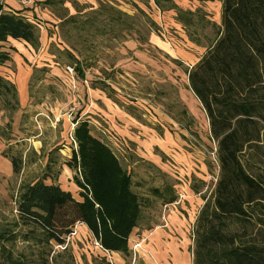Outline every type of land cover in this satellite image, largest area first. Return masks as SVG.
Wrapping results in <instances>:
<instances>
[{
    "label": "rangeland",
    "instance_id": "obj_1",
    "mask_svg": "<svg viewBox=\"0 0 264 264\" xmlns=\"http://www.w3.org/2000/svg\"><path fill=\"white\" fill-rule=\"evenodd\" d=\"M47 1H20L29 7L24 16L41 26L39 48L13 40L3 46L11 61L0 72L16 85L19 106L5 108L0 101V227L24 235L30 231L18 223L17 200L23 185L39 180L57 183L82 202L76 172L69 167L78 151L73 123L78 116L131 175L143 221L126 254L103 250L90 229L78 223L62 245L27 243L22 236L3 242L0 263L148 264L152 255L139 243L167 213L152 191L172 179L145 158L162 159L163 144L172 152L167 155L186 158L179 163L163 158L169 169L189 168L193 158L199 159L201 165L195 162L190 171L204 176V192L212 199L220 173L219 141L240 116L253 112L264 83L238 92L205 57V49L195 50L184 39L175 13L160 11L152 0ZM173 1L185 10L200 2ZM122 20L132 28L117 23ZM71 56L84 77L73 79L65 72L67 65L75 67Z\"/></svg>",
    "mask_w": 264,
    "mask_h": 264
},
{
    "label": "trees",
    "instance_id": "obj_2",
    "mask_svg": "<svg viewBox=\"0 0 264 264\" xmlns=\"http://www.w3.org/2000/svg\"><path fill=\"white\" fill-rule=\"evenodd\" d=\"M152 1L160 11L175 13V22L189 42L205 48V57L238 92L264 83V0H219L221 25L203 9L185 10L173 0ZM117 23L132 28L125 20ZM11 40L38 49L40 31L22 12L3 11L0 6V68L11 61L10 52L3 49ZM71 58L76 73L84 77L80 63ZM17 94L16 85L0 72V101L5 108L19 106ZM73 123L78 151L73 152L69 167L76 172L82 202L57 183L39 180L23 185L17 200L18 223L30 231L24 235L0 227V244L22 236L27 243L62 245L64 237L83 223L103 250L128 253L129 239L143 221L132 177L110 147L92 135L88 121L78 116ZM218 160L213 197L203 198L205 204L194 226L193 264H264V95L253 112L246 111L221 138ZM152 194L165 205L178 198L172 184L153 189ZM35 263L19 259L0 264Z\"/></svg>",
    "mask_w": 264,
    "mask_h": 264
},
{
    "label": "crops",
    "instance_id": "obj_3",
    "mask_svg": "<svg viewBox=\"0 0 264 264\" xmlns=\"http://www.w3.org/2000/svg\"><path fill=\"white\" fill-rule=\"evenodd\" d=\"M20 1L22 0H0V6H2L3 11L8 12H22L24 9L29 8L28 6H22ZM44 1L46 0H34L37 5L39 2ZM213 1L203 2V4L198 2V5L196 4L194 8H190L189 10L195 11L199 8L203 9L209 14V19L212 22L221 25L219 22L220 19L222 22V2L217 0L213 3ZM25 13L23 11L22 15L24 16ZM174 24L176 23L174 22ZM176 26L177 29L182 30L181 26L178 24ZM182 33L184 34L183 31ZM184 39L189 42L185 36ZM191 45L195 50H200L201 52L205 49L193 43ZM160 149L162 150L163 158H166L168 162L176 161L179 163L186 159L182 155H167L172 152L165 149L163 144L160 145ZM163 158L161 159L160 155H147L145 159L151 161L159 170H162L165 175L172 179L170 181L178 197L177 200L179 199L178 201L181 203L178 206L170 208V210H166L167 213L164 215V221L143 234L139 247H145L147 253H151L152 256H148V264H193V243L191 238H193L194 242V226L205 204L203 197H208L204 192V189H207L204 176L195 170H190L195 165V162H198L200 165L201 162L199 159L192 157L194 161L191 162V167L186 168L185 166L184 168H180L174 165L176 167L174 168L177 169L176 171L169 169L167 164L163 163ZM203 164L202 166H204ZM197 166L199 167L198 164ZM179 197H181V200ZM195 212L197 213L195 214Z\"/></svg>",
    "mask_w": 264,
    "mask_h": 264
},
{
    "label": "built area",
    "instance_id": "obj_4",
    "mask_svg": "<svg viewBox=\"0 0 264 264\" xmlns=\"http://www.w3.org/2000/svg\"><path fill=\"white\" fill-rule=\"evenodd\" d=\"M23 4H26L25 2H22ZM34 24H36L35 22H34ZM38 27H41V26H39L38 24H36ZM65 72L69 75V76H71L73 79H74V76H76V78H77V73H76V70H75V67L74 66H72V65H67L66 67H65ZM83 81L87 84L88 83V81L87 80H85V79H83ZM179 198H181V197H179ZM179 200V199H178ZM176 201V202H174L173 204H170V205H165V210H170V208H172V207H175V206H178L179 205V201Z\"/></svg>",
    "mask_w": 264,
    "mask_h": 264
}]
</instances>
